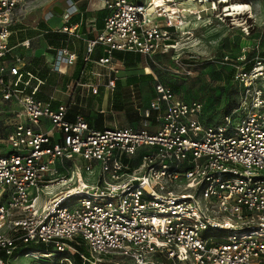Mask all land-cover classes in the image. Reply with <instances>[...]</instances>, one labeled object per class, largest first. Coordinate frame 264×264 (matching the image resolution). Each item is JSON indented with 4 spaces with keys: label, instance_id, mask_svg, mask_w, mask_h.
<instances>
[{
    "label": "built area",
    "instance_id": "2783aa9c",
    "mask_svg": "<svg viewBox=\"0 0 264 264\" xmlns=\"http://www.w3.org/2000/svg\"><path fill=\"white\" fill-rule=\"evenodd\" d=\"M99 1L104 25L92 28L81 56L73 0L36 28L67 35L66 44L47 46L51 72L66 73L58 56L67 66L84 62L80 77L45 102L26 91L35 75L22 77L32 39L11 42L21 0H0V114L13 120L0 123V264L17 253L52 255L56 264L118 256L131 264H264V56L250 68L241 59L238 103L216 124L202 121L203 101L177 98L158 81L141 127L99 128L83 98L116 89L123 63L115 54L164 55L178 28L153 0ZM57 17L64 23L54 27Z\"/></svg>",
    "mask_w": 264,
    "mask_h": 264
},
{
    "label": "rangeland",
    "instance_id": "374dc122",
    "mask_svg": "<svg viewBox=\"0 0 264 264\" xmlns=\"http://www.w3.org/2000/svg\"><path fill=\"white\" fill-rule=\"evenodd\" d=\"M66 1L21 0L15 11L14 17L18 19V22L13 29L12 44L28 39L33 31L37 34L36 28L44 23L48 13L53 11L55 6H64ZM73 1L83 12H96L101 7L99 0ZM199 2L201 0H198V3L194 5L189 0H174L171 3L172 8L176 11L177 9L184 10V13H180L181 21L184 24L178 26L174 46L169 52L152 58L138 54L142 60L136 62L133 68L121 66V71L140 70L139 73L143 72L144 77H147L145 81L138 83L123 82L122 85L125 86L117 87L114 91L104 89L98 95L90 94L83 98L84 102L87 103L84 110L90 116L88 117L91 118L93 125L99 126L98 121L102 118V125L133 126L136 124L138 125H135L136 127H141L143 123L142 109L149 105L154 85L160 79L173 83L183 96L188 98L201 97L203 103H207L209 106L215 104L217 107L216 119L220 118L224 105L230 99L237 98V84L233 77L237 73V67L239 70L245 66L241 64L243 61L241 59L244 57V62L247 63L253 56L264 53V0H209L207 3ZM232 2L248 3L252 9L231 18L225 9ZM216 3L217 8L213 10ZM156 5L160 6L159 4ZM101 14H106V11ZM74 20H78V18ZM51 23L54 27H59L64 22L62 17H58ZM40 45L41 42L39 43V40L36 39L32 41V50H26L28 54H23L22 51L26 60L31 59L36 54L34 50H37L38 56L43 54L51 56L45 48L38 49ZM64 70L66 67L61 65L60 71ZM233 71L234 74L232 75ZM120 78L119 74V80H121ZM258 87H264V82L261 85L258 84ZM57 97L63 101L68 99L61 93ZM116 103H118L117 106ZM3 104L0 101V107ZM7 116L5 113L0 114L1 124L7 121L9 124L13 122L12 118ZM78 247L88 256H92L84 244ZM10 261L13 264H56L55 257L52 255L50 257L38 254L26 256L23 253H17L10 258ZM99 261L106 262V258L101 257ZM109 261L107 264L132 263L130 259L120 256Z\"/></svg>",
    "mask_w": 264,
    "mask_h": 264
},
{
    "label": "trees",
    "instance_id": "16d2710c",
    "mask_svg": "<svg viewBox=\"0 0 264 264\" xmlns=\"http://www.w3.org/2000/svg\"><path fill=\"white\" fill-rule=\"evenodd\" d=\"M104 11L105 10H101L99 12L98 19L100 21H102L103 17H105V14L104 15L101 14V13H104ZM74 22H76V20ZM100 26H102V25L100 24ZM40 28L45 29L46 26L44 24H42V25L40 24ZM66 38H67V35L63 34V33L62 34L61 33H49L46 35V40H47L48 44L51 46H60L61 44L62 45L66 44L67 43ZM12 41H13V37L11 38V42ZM103 54H104V52L102 49H98V51L96 52V56H101ZM260 55L264 56V53H262ZM115 58L118 61H120L121 63H123V65H125L127 68H133L136 62L142 60V57L139 56L137 53H119V52H117L115 54ZM80 62H81V68L83 69L84 68V62L82 61L81 58H80ZM242 64H243V61H242ZM246 66H247V68H250L252 66V64L250 62H247ZM132 70L136 71V69H132ZM27 72L35 75V78L29 79V85L26 87V91L28 93L34 95L36 98H38L42 101H45V102L49 101V97L52 95L54 89L57 86H60L64 83V77L62 75H59L55 72L50 71V68L46 64V58L44 56H35V57H32L31 59H29L28 63L26 64V66L22 70V77L25 81L28 79ZM233 74H234V71L232 72V75ZM145 78H147V77H144V74L142 72L139 76L137 75V76L130 77L128 83L129 82L130 83L142 82V81H145ZM66 80H65V82H66ZM43 81H44V83H43ZM159 82H162V83L170 86L173 89L174 94L176 95L177 98L185 99V100L194 99V97L188 98L186 96L181 95V93L179 92V89H177L175 87V85L169 81H165V80L160 79ZM156 83H155V85H156ZM155 85H154V89H153L152 99L155 96ZM122 86H124V85H122L121 81L118 79L116 88L117 87L120 88ZM20 88H23V84L20 85ZM236 90L238 92L237 98L233 99V100L230 99L229 102L224 105V107L222 109L221 116L219 119H216L215 112L217 110V107L215 106V104L213 106H209L207 103H204V111H203V116H202V121L204 122V124H216V123L220 122V120L222 119V117L225 113H228L235 108V106L238 103V98H239L238 88H236ZM195 98H197V97H195ZM197 99H200L202 101L201 97H198ZM79 101H80V99L78 98V102ZM83 101H84V99H83ZM117 104L118 103H116V106H117ZM82 111H84V113H86V111L84 109H82ZM88 116L89 115L86 113L87 120H89L92 123L91 118H89L90 116L89 117ZM102 122H103V120H102V118H100V120L98 121V124L100 125L99 128H101ZM135 125H133L132 127L138 126V125H136V126ZM136 128H138V127H136Z\"/></svg>",
    "mask_w": 264,
    "mask_h": 264
},
{
    "label": "crops",
    "instance_id": "0c3cea01",
    "mask_svg": "<svg viewBox=\"0 0 264 264\" xmlns=\"http://www.w3.org/2000/svg\"><path fill=\"white\" fill-rule=\"evenodd\" d=\"M64 6H61L60 8L62 9ZM101 10H104V9H102V7H100L96 12L95 11H85V12H83L78 7V15H76L72 19V22H74L75 21L74 19L78 18V20H76V23H78V32L81 35V38L78 39L76 41V43H77V46H78L77 47L78 48V53L81 54V55H82V53H83V51L85 49L86 40L89 39V38H92L96 34V31L101 29L103 27V25H104V20H103L104 17H103L102 21H100L98 19L99 12ZM50 23H51V21H50ZM43 24L47 27L46 23H43ZM100 24L102 26H100ZM93 27H95L96 31H93V29H92ZM34 32L35 31H33V34L29 38H31L32 41H35L36 39H38L39 43L41 42V45H40V47H38V49L45 48L47 50V46L49 44H48V42L46 40V36L40 35L39 33L35 34ZM24 37H26V36H24ZM24 37H22V38H24ZM66 40H67V38H66ZM30 50H32V49H30ZM22 51L24 53L28 54V51H26L25 49H23ZM34 52H36V54L34 56H38L37 55V50H34ZM42 56H45L46 59H50L52 55L48 56V54L47 55L43 54ZM56 58H57V67H59V69H60L61 65H64L66 67V70H64V72H66L65 74H59V73L55 72V73H57L59 75H62L64 77V81L66 79H70V78L72 79L74 77H78V78L80 77V72L82 70L80 59L78 60V64L77 65H75V66H67L66 62H65L66 60L63 57L58 56ZM139 71L140 70H136V71H134V70H122V71H120L121 84H123V82H127L128 83L129 78L132 77V76H137V75L139 76L141 74V73H139ZM99 126H97V127H99ZM103 126L101 125V127H103ZM127 126H130V125H127Z\"/></svg>",
    "mask_w": 264,
    "mask_h": 264
},
{
    "label": "bare ground",
    "instance_id": "6f19581e",
    "mask_svg": "<svg viewBox=\"0 0 264 264\" xmlns=\"http://www.w3.org/2000/svg\"><path fill=\"white\" fill-rule=\"evenodd\" d=\"M174 0H153L152 2V9L155 8H161L165 11L169 12L170 17L173 19V21L180 27L184 22L181 21V15L180 13H184L183 9L175 10L171 7L170 2H173ZM192 4L198 3V0H189ZM209 0H201L199 3H207ZM215 2V1H214ZM159 4L160 6L156 5ZM212 4V3H211ZM209 6V5H208ZM217 8V3L213 7V10ZM205 9V8H204ZM212 9V8H211ZM252 7L248 3H242V2H232L231 5L228 4L225 11L228 12L229 17L233 18L232 16L237 17L240 13L251 10ZM254 10V9H253ZM217 13V12H216ZM252 15V14H251ZM241 16V15H240ZM223 21V20H222ZM239 22V21H238ZM241 22V21H240ZM236 24V23H235Z\"/></svg>",
    "mask_w": 264,
    "mask_h": 264
},
{
    "label": "water",
    "instance_id": "95a60500",
    "mask_svg": "<svg viewBox=\"0 0 264 264\" xmlns=\"http://www.w3.org/2000/svg\"><path fill=\"white\" fill-rule=\"evenodd\" d=\"M54 10H56L58 13H62V9L59 6H55Z\"/></svg>",
    "mask_w": 264,
    "mask_h": 264
}]
</instances>
